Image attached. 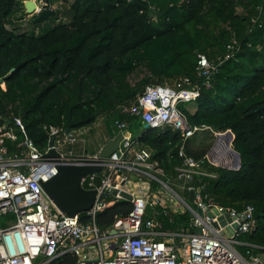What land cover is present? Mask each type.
<instances>
[{
	"label": "trees",
	"instance_id": "16d2710c",
	"mask_svg": "<svg viewBox=\"0 0 264 264\" xmlns=\"http://www.w3.org/2000/svg\"><path fill=\"white\" fill-rule=\"evenodd\" d=\"M23 2L0 0V76H5L0 122L13 125L17 141L27 136L43 150L44 126L72 131L106 116L112 118L113 137L114 121H125L173 188L182 161L180 133L168 126L144 128L139 117L120 107L134 102L148 84L187 77L198 88L194 112L179 105L187 123L212 132L229 129L240 155L238 169L210 164L203 159L210 145L195 141L196 133L185 141V152L203 159L200 166L215 176L195 175L192 184L203 185L205 201L237 211L252 205L254 227L239 239L264 248V0H47L45 7L59 5L47 19L50 25L38 32L34 16L31 28L20 29ZM150 8L164 14L150 15ZM231 40L238 49L224 59ZM199 54L219 61L209 78L198 74ZM139 71L144 75L132 83L130 76ZM164 206L165 201L156 208ZM131 208L118 199L96 214L95 223L109 229ZM79 218L87 221L85 213ZM158 219L162 230L175 231L187 228L190 217L185 212L171 213V221L168 215ZM74 263L72 254H64L51 264Z\"/></svg>",
	"mask_w": 264,
	"mask_h": 264
},
{
	"label": "built area",
	"instance_id": "2783aa9c",
	"mask_svg": "<svg viewBox=\"0 0 264 264\" xmlns=\"http://www.w3.org/2000/svg\"><path fill=\"white\" fill-rule=\"evenodd\" d=\"M37 1L40 11L46 5ZM256 9L261 11V5ZM236 49L237 42L229 41L224 59L233 56ZM217 63L199 54L198 74L209 78ZM0 85L3 87L4 83ZM197 95V86L191 85L189 78L181 77L172 83L148 84L134 102L120 107L121 112L139 117L148 127L168 126L180 133L178 156L182 161L175 167V179L187 182L186 196L163 181L164 170L151 159V151L132 136L128 122L114 121L122 138L118 148L106 158H100L99 151L85 157L61 151L66 143L78 141L83 128L65 132L52 125L44 126L48 139L52 134L54 139L51 147L47 143L41 150L25 135L17 141L13 125L0 122V264H51L64 254H72L74 264H264V248L239 239L254 227L253 206L248 204L237 211L205 201L203 185L192 184L195 175L215 176L200 166L203 159L208 161L206 155L197 160L185 152V141L208 128L189 125L179 108L180 104L194 102ZM16 124L21 126L19 119ZM51 148L58 153L60 162L101 167L98 175L91 173L81 178L84 189L96 190L92 206L81 212L85 213L86 222L80 221L81 213L68 216L60 212L42 188V183L57 173V159L46 156ZM159 184L164 189H159ZM112 188L117 189L115 195L110 193ZM120 191L132 195V208L126 215L117 216L112 227L101 230L95 223L96 214L123 199ZM162 191L167 192L169 201ZM191 192L192 200L188 201ZM163 201L166 206L156 208ZM147 205L152 209L149 216L145 213ZM185 212L190 217L187 228L161 229L159 216L168 215L171 221V213ZM225 214L232 219L220 225L218 218ZM233 223H237V229L232 227ZM196 227L200 232H195ZM111 229L114 234H110ZM118 238L119 244L112 247ZM239 245L245 246L244 251L237 248Z\"/></svg>",
	"mask_w": 264,
	"mask_h": 264
},
{
	"label": "water",
	"instance_id": "95a60500",
	"mask_svg": "<svg viewBox=\"0 0 264 264\" xmlns=\"http://www.w3.org/2000/svg\"><path fill=\"white\" fill-rule=\"evenodd\" d=\"M44 5H47V0H42ZM24 8L25 13L30 14L31 16H34L33 23H39L43 20H47L50 15H53L55 13V9L44 7L40 11H37V4L35 0H24ZM167 11V10H166ZM149 14L154 16H162L164 12H157L156 10L149 9ZM12 70V69H11ZM5 76H0V84L4 82ZM144 128L148 127L147 123H142ZM65 132L67 129L64 130ZM221 134L227 135L229 138V142L226 143V147H229L232 152L234 153L236 159L234 161H220L215 162L213 157L215 147L217 143L219 142V136ZM215 140L213 144L208 149L206 156L208 158V161L211 162L215 166H219L222 168L227 169H238L240 166V155L238 152H236L232 147V140L234 138L233 133L227 129L223 132H214ZM122 138V135L120 132H116L115 135L111 138H109L99 149V157L100 158H106L111 153H113L119 145V142ZM54 139V134L50 135L48 139V146H52ZM46 156L54 157L57 159V163L55 164L57 173L52 176L50 179H48L46 182L42 183V188L44 192L48 195V197L52 200L53 204L57 207V209L65 213L68 216H74L77 213L84 212L88 210L93 203V200L95 198L96 190L95 189H84L81 186V178L94 173L98 175L99 171L101 170L100 165L93 164V163H82V164H69V163H63L60 162L59 155L55 151V149L51 148ZM228 162V163H227ZM110 193L112 195H115L117 193L116 188L110 189ZM119 195L127 200L130 201L132 199V195L129 192L126 191H120ZM188 201L192 200V192L190 193L189 197L187 198ZM193 207L195 205H192ZM151 206L147 205L145 208V213L147 216L151 214ZM200 212V210H198ZM208 215L210 217L213 216L212 213L208 212ZM232 218H230L227 214L224 216H220L218 218L219 224L224 225L226 221H230ZM232 227L234 229H237V223H233ZM229 230L227 229V232ZM195 232H200V228L196 227ZM115 230L111 229L110 234H114ZM120 242V238H118L115 243L112 244V247H115Z\"/></svg>",
	"mask_w": 264,
	"mask_h": 264
},
{
	"label": "rangeland",
	"instance_id": "374dc122",
	"mask_svg": "<svg viewBox=\"0 0 264 264\" xmlns=\"http://www.w3.org/2000/svg\"><path fill=\"white\" fill-rule=\"evenodd\" d=\"M38 4L39 2L37 0H35ZM59 4L55 3L52 8H56ZM238 12L242 11L241 7L237 8ZM31 18V15L28 13L23 14V17L18 20V24H21L20 29L22 30H26L31 28V26L29 25V20ZM37 24L38 27H34L35 31L38 32L40 31L42 28H46L48 25H50L49 20H43L39 23H34ZM144 73L142 71H139L138 73L132 74L130 76V81L133 83L135 81H137L141 76H143ZM195 103L194 102H189V103H185L183 104V106L188 110L191 111L194 108ZM108 117L106 116H102L99 117L93 124L84 127L83 130V134L79 135L78 137V141H76L73 144H68L66 143L64 146H62L61 151L68 153L69 151H71L72 156L74 157H85L86 155H93L95 153H97L100 149V147L103 145V143H105V138L109 137V129L110 127V122L112 120L111 119H107ZM112 125V122H111ZM131 131V129H130ZM132 132V131H131ZM80 138H82L83 140H81ZM215 140V135L214 132L211 131L210 128H206L202 131H200L197 135H196V140L197 142H201L204 146H208V145H212L213 142ZM21 141V140H20ZM196 142V143H197ZM210 148V147H209ZM173 188L180 194V195H186L187 192L185 190V185L187 184L186 181H179L176 180L174 182H171ZM154 185V183H153ZM159 189H164V187L159 184L158 185ZM183 188V189H182ZM167 192L162 191V195L164 198L168 200L167 198ZM165 199V200H166ZM173 203L177 204V201L173 198L172 199ZM8 218V217H6Z\"/></svg>",
	"mask_w": 264,
	"mask_h": 264
},
{
	"label": "bare ground",
	"instance_id": "6f19581e",
	"mask_svg": "<svg viewBox=\"0 0 264 264\" xmlns=\"http://www.w3.org/2000/svg\"><path fill=\"white\" fill-rule=\"evenodd\" d=\"M229 142V138L227 135L221 134L219 136V142L217 143L213 157L215 162H220V161H234L236 159L234 153L229 147H226V143ZM227 162V163H228Z\"/></svg>",
	"mask_w": 264,
	"mask_h": 264
},
{
	"label": "crops",
	"instance_id": "0c3cea01",
	"mask_svg": "<svg viewBox=\"0 0 264 264\" xmlns=\"http://www.w3.org/2000/svg\"><path fill=\"white\" fill-rule=\"evenodd\" d=\"M194 110H195V105H194L193 110H191V111H189V112L192 113V112H194ZM138 129H139V128H138ZM131 133H132V136H134V133H133V132H131ZM109 138H111L110 135H109V137H106L104 141L106 142ZM103 144H104V143H103ZM153 188H154V189H157L156 185L153 186ZM173 189H174V188H173ZM182 189H183V188H182ZM182 196H186V195H182Z\"/></svg>",
	"mask_w": 264,
	"mask_h": 264
}]
</instances>
